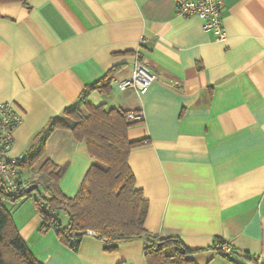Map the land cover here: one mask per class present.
<instances>
[{
  "label": "crops",
  "instance_id": "crops-1",
  "mask_svg": "<svg viewBox=\"0 0 264 264\" xmlns=\"http://www.w3.org/2000/svg\"><path fill=\"white\" fill-rule=\"evenodd\" d=\"M177 0H16L0 2V102L22 116L9 155L37 149V134L73 104L84 86L119 65L94 104L142 112L128 130L129 163L149 201L145 227L178 234L196 264H237L214 247L264 261V0H223L224 40ZM137 61L158 75L145 92L121 90ZM35 145V146H34ZM66 165L62 192L74 196L93 163L87 144L54 130L42 159ZM20 234L44 264H148L145 240L117 250L89 230L76 249L54 227L43 230L33 196L12 212ZM66 215V216H65ZM66 217V219L63 218ZM63 224L68 216L60 211Z\"/></svg>",
  "mask_w": 264,
  "mask_h": 264
},
{
  "label": "trees",
  "instance_id": "trees-1",
  "mask_svg": "<svg viewBox=\"0 0 264 264\" xmlns=\"http://www.w3.org/2000/svg\"><path fill=\"white\" fill-rule=\"evenodd\" d=\"M3 1L16 0H0ZM118 68L119 65L113 66L101 78L86 84L73 104L50 119L37 134V138L40 136L37 149L19 163V172L30 183L39 184L38 194L33 199L43 217L42 229L54 227L62 242L70 247L76 249L92 230L107 239L105 248L110 251L117 250L122 242L143 238L148 264H196L190 255L197 250L189 248L178 234L160 236L145 227L149 201L136 185L129 154L134 147L148 144L150 138L131 139L128 135L129 128L143 122L144 117L132 120L127 116L130 110L107 103L97 105L90 99L94 90L110 91ZM58 128L69 129L76 140L85 142L94 159L72 197L65 195L59 186L66 165L50 158L42 159L47 138ZM29 173L33 174L30 179ZM28 194L0 190V264H44L20 234L12 211L5 204V200H9L16 205ZM58 211L67 214L66 224L61 222ZM214 247L217 248L216 244ZM231 252L242 255L234 249ZM249 258L259 260L257 256Z\"/></svg>",
  "mask_w": 264,
  "mask_h": 264
},
{
  "label": "built area",
  "instance_id": "built-area-1",
  "mask_svg": "<svg viewBox=\"0 0 264 264\" xmlns=\"http://www.w3.org/2000/svg\"><path fill=\"white\" fill-rule=\"evenodd\" d=\"M177 13L182 16H198L203 20V29L211 31L216 40H224L227 30L223 23V0H177ZM158 79L155 72L137 61L131 76L124 79H115L121 89L133 87L140 92H145L149 85ZM127 116L140 119L143 114L139 110H131ZM22 116L12 100L0 102V190L12 193H26L30 181L19 172V163L25 159L24 154L16 157L9 155L14 143L13 131L21 122ZM216 247L223 252H231L232 247L220 239L216 240Z\"/></svg>",
  "mask_w": 264,
  "mask_h": 264
},
{
  "label": "water",
  "instance_id": "water-1",
  "mask_svg": "<svg viewBox=\"0 0 264 264\" xmlns=\"http://www.w3.org/2000/svg\"><path fill=\"white\" fill-rule=\"evenodd\" d=\"M37 188H39V184L36 183V182H33V183H30L27 188H26V192L27 193H30L34 190H36ZM43 206L45 207L46 206V203L43 204ZM226 256L233 260L234 262H236L237 264H256L255 262H248L246 260H244L243 258L235 255L234 253L232 252H226ZM264 264V261L262 262Z\"/></svg>",
  "mask_w": 264,
  "mask_h": 264
},
{
  "label": "rangeland",
  "instance_id": "rangeland-1",
  "mask_svg": "<svg viewBox=\"0 0 264 264\" xmlns=\"http://www.w3.org/2000/svg\"><path fill=\"white\" fill-rule=\"evenodd\" d=\"M131 111V110H130ZM36 168H38V165L36 166ZM29 179L31 178V176H33L32 173H29ZM35 175H38V173H36ZM36 177V176H35ZM33 178V177H32ZM40 189H41V186H40ZM37 190H34L32 192H30V194H28L27 196H25L18 204L14 205L11 201L9 200H5V204L7 207H9V209L14 212L15 211V208L17 206H19L23 201H28V200H31V196H36L38 193ZM60 213V211H58ZM66 216V215H65ZM63 216L64 219H66V217Z\"/></svg>",
  "mask_w": 264,
  "mask_h": 264
}]
</instances>
